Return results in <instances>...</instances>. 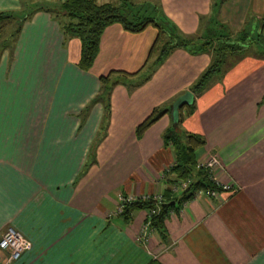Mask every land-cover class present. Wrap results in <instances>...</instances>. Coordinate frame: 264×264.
<instances>
[{
  "label": "crops",
  "instance_id": "crops-1",
  "mask_svg": "<svg viewBox=\"0 0 264 264\" xmlns=\"http://www.w3.org/2000/svg\"><path fill=\"white\" fill-rule=\"evenodd\" d=\"M157 1L186 34L211 9V0ZM238 1L226 19L264 12V0ZM22 2L0 0V11H24ZM155 35L151 26L130 33L108 25L84 71L79 39L63 45L58 21L40 10L24 20L12 51L2 52L0 236L12 226L32 244L9 264H264V55L230 61L193 95L195 109L181 122L183 131L204 138L196 162L216 155L213 179L231 188L176 203L161 228H146L145 240V209L128 218L115 213L119 195L180 193L164 134L173 126V101L210 61L175 48L147 81L112 88L109 116L99 102L85 115L100 91L98 77L137 72ZM156 106L168 111L137 138L135 127ZM5 254L0 250V259Z\"/></svg>",
  "mask_w": 264,
  "mask_h": 264
},
{
  "label": "trees",
  "instance_id": "trees-1",
  "mask_svg": "<svg viewBox=\"0 0 264 264\" xmlns=\"http://www.w3.org/2000/svg\"><path fill=\"white\" fill-rule=\"evenodd\" d=\"M223 1L216 0L212 4L213 10L200 32L187 35L164 14L162 9H158L160 6L158 3L148 0H122L118 4L100 0H23L24 11H0V56L4 50L12 51L14 39L24 20L40 10L52 13L54 19L58 21L63 34V45H66V41L70 38L79 39L80 55L77 66L84 71L91 68L98 54L100 37L108 25L117 23L123 30L130 33H140L151 26L156 30V35L141 69L132 73L110 70L106 75L99 76L100 91L83 109L85 115L93 103L99 102L104 106L106 116H109L112 88L120 83L131 89L147 81L175 48H182L191 55L203 53L210 55L208 65L189 86V91L193 95H198L208 85L210 79L222 72L230 61L235 62L237 58L250 52L264 55V22L257 24L252 22V27H244L234 32L217 16L218 8ZM7 24L12 26V30L3 35ZM143 68H147V73L140 80L134 79ZM194 109L195 100L190 105L180 108L178 122L164 134V141L173 147L176 158L170 171L177 180H189L187 186L181 188L180 193L173 197L165 198L161 193L160 201L151 198L136 199L124 207L122 214L126 218L134 209H155V213L148 216L149 226L161 228L165 215L170 210L176 209V203L194 197L200 189L222 190L215 183L211 172L199 166L195 160L194 152L197 147L204 144V138L201 135L183 131L181 128L184 115L191 114ZM167 111L165 106L154 107L135 127L136 137L140 138L145 130ZM170 201L175 203L166 206V203Z\"/></svg>",
  "mask_w": 264,
  "mask_h": 264
},
{
  "label": "built area",
  "instance_id": "built-area-1",
  "mask_svg": "<svg viewBox=\"0 0 264 264\" xmlns=\"http://www.w3.org/2000/svg\"><path fill=\"white\" fill-rule=\"evenodd\" d=\"M218 164H219L218 157L216 155H212L205 162L199 163V166H203V167L207 168L210 172H212V170L216 166H218ZM188 182L189 181L182 182V186L186 187ZM221 188H222V190H228L231 187L229 185H223V186H221ZM218 191L219 190H217V189H211V188L200 189L195 193L194 197H197L199 195H205L208 197L217 196ZM148 198H151V199L156 200V201H160L161 200V194L146 195V196L142 197V199H148ZM135 200H136V198L132 195H119L117 207L115 209V213L121 214L124 210V207L127 204L134 202ZM146 211L148 213V216L150 214L155 213V209H149ZM148 226H149V222L146 223V225L143 227L142 235L139 236L143 240H145L147 238L145 230ZM31 245L32 244H31V241L29 239H27L25 236H23L14 227L8 226L5 229V231L2 233V235L0 236V250L6 252L4 258L0 259V264H9L12 261H15L16 259H18L20 257L21 253L23 251L29 249L31 247Z\"/></svg>",
  "mask_w": 264,
  "mask_h": 264
},
{
  "label": "rangeland",
  "instance_id": "rangeland-1",
  "mask_svg": "<svg viewBox=\"0 0 264 264\" xmlns=\"http://www.w3.org/2000/svg\"><path fill=\"white\" fill-rule=\"evenodd\" d=\"M29 1V0H28ZM36 1V0H35ZM100 1H111V2H113V3H115V4H118V3H120L122 0H100ZM132 1H141V0H132ZM148 1H151V2H154V3H158L159 5H160V1H157V0H148ZM219 1V0H218ZM216 2V0H211L210 1V4H211V9H210V13H208V15H200L199 16V24H198V27H197V29H196V31H194V32H192V33H187V35H194V34H196V33H198V32H200V30L206 25V21H207V18L210 16V14H211V12H212V10H213V5L212 4H214ZM227 1L226 0H224L221 4H220V6H219V8H218V14H217V16H218V18L221 20V21H223L224 23H226L234 32H237L238 30H241L242 28H244V27H246V28H250V27H252L251 25H252V22L255 20V18H257V20H255L254 22L257 24V23H259V22H263L264 21V12L263 13H261V14H259L258 16L256 15V13H254V12H245L244 13V15H245V17L243 18V19H240V13H238V19H240V20H242L241 22H239V20L237 19H226L227 18V16H228V13H227V11L226 10H228V12H229V10H231V9H235V7L237 8V7H240V5H242V3L243 2H241V1H236V2H232V3H230V2H228V3H226ZM226 3V4H225ZM228 4H229V6H228ZM225 5H227V6H225ZM225 6V7H224ZM158 9H162V7L161 6H159V8ZM159 12H160V10H159ZM164 12V11H163ZM165 13V12H164ZM169 17V16H168ZM170 18V17H169ZM259 19V20H258ZM259 21V22H258ZM174 22V21H173ZM175 23V22H174ZM235 23H236V26H234L235 25ZM176 24V23H175ZM12 26L9 24H7V25H5V27H4V34L3 35H5L6 34V32L8 33V31H11L12 30V28H11ZM8 29V30H7ZM180 29V28H179ZM181 30V29H180ZM182 31V30H181ZM186 34V33H185ZM117 70H121V69H117ZM145 73H147V68H143L141 71H140V73L137 75V76H135V78L134 79H136V80H140L141 78H142V76L145 74ZM138 77V78H137ZM120 84V83H119ZM116 85H118V84H116ZM115 85V86H116ZM121 85H124L125 87H127L125 84H121ZM219 160V159H218ZM212 173V172H211ZM187 181H189V180H176V185L175 186H179V188H184L183 186H182V182H187ZM181 191V190H180Z\"/></svg>",
  "mask_w": 264,
  "mask_h": 264
},
{
  "label": "water",
  "instance_id": "water-1",
  "mask_svg": "<svg viewBox=\"0 0 264 264\" xmlns=\"http://www.w3.org/2000/svg\"><path fill=\"white\" fill-rule=\"evenodd\" d=\"M193 101V94L191 91L187 90L181 95H179L171 105V118L173 125L178 122L179 118V109L184 105H190ZM175 201H170L166 203V206L173 205Z\"/></svg>",
  "mask_w": 264,
  "mask_h": 264
}]
</instances>
